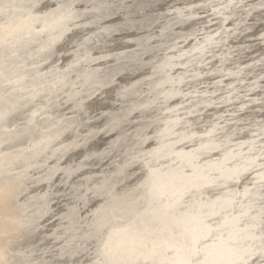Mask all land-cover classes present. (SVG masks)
<instances>
[{
	"label": "snow or ice",
	"instance_id": "6c2138e0",
	"mask_svg": "<svg viewBox=\"0 0 264 264\" xmlns=\"http://www.w3.org/2000/svg\"><path fill=\"white\" fill-rule=\"evenodd\" d=\"M165 7L176 15L164 14ZM185 11L159 0H55L54 5L0 0V264H264V118L254 123L233 120L237 113L225 112L223 117L236 128L214 119L198 147L173 153L186 158L192 169L178 176L175 191L197 179L202 168L198 161L208 157L205 166L226 181L218 186L228 190L226 204L240 207L229 237L221 234L219 245L200 243L212 231L206 221L226 211L224 204H217L221 197L215 192L210 193L215 200L207 202L201 194L200 202L209 211L198 216H173L168 211L172 205L154 209L150 193L157 186L149 167L147 179L120 194L118 185L132 167L150 165L164 132L185 119L164 120L153 104L168 113L184 109L190 118L200 116L198 108L231 103V91L214 99L219 92L207 90L212 84L184 89L188 79H200V72L208 78L222 72L220 66L204 72L211 61L193 57L194 52H207L211 37H200L190 28L194 35L185 33L183 44L175 38V29L190 19ZM69 40L65 63L57 55H64L60 45ZM189 57L193 59L184 62ZM197 61L200 72L191 69ZM223 79L214 84L221 85ZM165 85L170 87L161 91ZM102 93L115 97L117 107L101 117L93 105L104 106ZM141 96L150 102L136 99ZM177 98L189 106L169 107ZM257 102L264 104V96ZM130 125H135L131 132L126 128ZM199 126V121L186 120L185 132L176 133L180 139L169 147L195 143V133L187 132ZM97 133L110 136L103 147L93 145ZM240 134L248 139H238ZM153 141L156 147L149 146ZM77 152L81 158L72 159ZM238 157L242 162L227 167ZM97 161H119L120 168L111 175L89 172L93 164L100 168ZM124 221L129 228H114L115 222ZM127 231L134 233L129 246L113 247L112 235ZM236 237L259 240L258 255L254 246L234 247Z\"/></svg>",
	"mask_w": 264,
	"mask_h": 264
},
{
	"label": "bare ground",
	"instance_id": "6f19581e",
	"mask_svg": "<svg viewBox=\"0 0 264 264\" xmlns=\"http://www.w3.org/2000/svg\"><path fill=\"white\" fill-rule=\"evenodd\" d=\"M180 0H159L160 3H166L171 4L174 8H180V9H186L185 11V17H196L198 16V11L192 7V5L197 6H206L209 7L208 12H212L210 15L206 16L205 18H202L204 23L212 22V21H218L219 23L215 24L214 26L209 27H203L204 33H202V37H211L212 41L210 45H205L207 47V52H194L193 57H205L207 60L211 61V68H208L207 66L204 67V72H210L213 69H216L217 66H220L222 69V72H216L214 77L208 78L204 77L203 73L200 72V61H197L195 64H191V69L194 72H200V79L193 81L191 79H188V83H186L183 87L187 91H191L192 89H199V85L204 84L205 87L212 84L213 87L208 88L207 90L209 92L211 91H217L219 92V95L214 97L216 100H220V96H227L228 92L231 91L232 95L229 97L231 100V103H225L224 101H221L222 105H225L222 108L209 106L206 109H209L206 113V109L204 107L198 108L197 112L200 113V116L197 117H188L187 112L184 109L177 110L176 113H168L164 111L162 108H160L158 105L153 104V107L156 108L157 113L161 115L162 119L168 120V119H176L179 117H184L185 119L180 120L179 124L170 125V127L173 128L172 132H164L163 136L161 137V140L159 141L160 144V151L157 153L155 157H150L151 160L150 165H145L143 163L136 164L132 167L131 171L129 172L128 176L125 177L122 184H119L118 187L120 188V194L122 195L124 191L127 190L126 186L134 185L135 183H139L142 180L147 179V176L145 174L148 171V168L150 167L153 170H160L161 167L167 166V171L170 172L171 178L174 176H180L178 174L181 170H183L186 166H188L187 159L182 158L180 156L174 155L173 153L177 152H184L188 153L190 147H198L200 143L201 136L203 134V130L205 128V123L208 120H211V116H219L216 121H219L220 123L224 124L229 129L236 128L237 125L235 123H228V118L222 119L223 113L225 112H232L237 113L236 116H233V120H250L251 122L260 121L262 118H264V113H261V108L264 107V104L258 103L261 96H264V88L261 87V85H264V80L262 81L261 77L264 76V63H261L262 59H264V25L260 28L258 27L253 32L246 33L247 30L252 29L254 26L253 24L247 23L249 21V17L256 14V17L253 18L252 21L255 23H258L260 20L264 21V10L259 11V13L256 11L261 7L262 0H184L183 3H178ZM216 2L215 5H213ZM247 6L246 3L247 2ZM55 4V3H54ZM213 5V6H212ZM249 7L247 10H245L246 7ZM213 7L216 9V11H213ZM170 8L165 7L163 9V12ZM260 10V9H259ZM242 13V14H241ZM241 14V15H240ZM173 16L176 15V13L172 14ZM240 15V16H239ZM238 17V18H236ZM233 19L232 22L226 23L230 19ZM188 20V19H187ZM201 20V19H199ZM196 22H191V25L186 28H182V34L175 35L176 39L182 38V36L187 33L190 35H194L190 31V28H194L195 24L197 23L198 19L195 20ZM204 25V24H202ZM211 31L210 29H213ZM198 31V29H196ZM246 30V31H245ZM245 32V33H244ZM244 33V34H242ZM218 34V35H217ZM246 38H253V40H250L249 43L246 42ZM199 42L201 44L204 43L203 39H200V37H197ZM231 39H236V42H232ZM71 41L69 40V45ZM195 43V41H194ZM175 47V45H172ZM191 45H189L190 47ZM67 50V49H66ZM71 49L68 48L66 51L68 54L70 53ZM193 57L187 58L184 62H190ZM70 56L67 58L69 59ZM67 62V60H66ZM182 71V70H181ZM224 77L223 82L221 85H215L214 80H220L221 77ZM159 83V81H157ZM232 84L234 85V88L228 89V85ZM189 85H191V88H189ZM170 87V85H165L161 88V91H166L167 88ZM202 90V89H201ZM144 91L147 92L148 88L145 87ZM103 94V93H102ZM136 99L142 100L145 103H149L150 99L146 96L136 97ZM189 100H193L196 102L197 98L195 96H189ZM188 104L187 100H184L183 98H177L174 101L169 102V107L175 108L178 104ZM241 105H246V108H242ZM94 107V105H93ZM117 107L116 104V98L113 97L112 99H108L107 97L104 98V106L101 107L102 113L100 114L103 116L104 112L111 111ZM187 107V106H186ZM232 107L231 110L229 108ZM184 110V113L181 115L180 111ZM209 113L212 115L208 116ZM202 117V119H201ZM196 120L199 121L200 126L198 129L196 128V131H189L187 132V135H192L195 133V143H193L191 140H188L185 142V144H176L174 148L169 147L173 142L180 139L179 136L176 135V133H184L185 127H186V120ZM221 120H225L222 121ZM96 123H100V121H96ZM135 127V125L126 126L127 130L131 132L132 128ZM239 127L241 128H247L249 125L247 124H240ZM165 128V125L161 123L159 125V130H163ZM106 136V137H105ZM135 133L132 135V139H134ZM110 139V136L102 133H97L93 140L94 147H103V145ZM207 139V138H205ZM248 136H245L244 140H247ZM157 142L153 141L150 143L149 146L156 147ZM187 145V146H186ZM186 150V151H183ZM244 151H247V147L243 149ZM81 158V154L79 152L74 153L72 156V159H79ZM169 158V160H167ZM207 157H205L206 159ZM208 159V158H207ZM167 161H169L167 163ZM176 162L171 167V163ZM241 161V158H237L236 160H232L231 163L227 166L231 167L233 165L239 164ZM96 163L100 164V168L97 169L95 167V164H93L92 168L89 169V172H97L102 171L105 173H108L111 175L112 173L116 172L120 168V162L119 161H106V162H99ZM167 163V164H166ZM169 164V165H168ZM206 166H203V168ZM178 168V169H177ZM141 169H144V172H141ZM175 169V170H174ZM210 171H216L215 169H209ZM178 172V173H177ZM207 172H199L197 173V179L193 181L192 183L194 185L199 186H191L196 187L195 193L199 194H206L210 193L211 189L219 188L218 186L220 184L226 183V181L218 180L217 177L218 174L215 175V177H206ZM156 175V173L154 172ZM254 175V174H253ZM154 177V176H153ZM205 178V182H200L202 178ZM154 179V180H153ZM152 180L155 182V185L157 186L154 192H151L150 195L152 196L151 201V207L157 210H164V205H161L160 198H157V190H159V187L163 185L162 180L159 181V179L152 178ZM186 185L188 182H185ZM228 184H231L232 182L228 181ZM37 191L39 188L36 189ZM208 191V192H207ZM214 190H211L213 192ZM143 195V193H140ZM196 194H189V199L192 200V198ZM209 196V194H208ZM221 197L220 201L217 202V204H224L225 207L226 204V198L229 196L227 194H221L219 195ZM244 197H240L239 199H243ZM211 200H215V198H212ZM208 201V200H207ZM205 201V202H207ZM192 201H187V203H184L182 201L178 202V206L182 205L185 207L184 210L191 209L194 210L193 212L187 211V212H181L177 211L174 212L176 208V204H170L172 205L171 208H173V211H171V208L168 209L171 215L176 217L183 218L184 216H198L201 212H207L209 209L207 207H203L201 202L197 203L196 205L191 203ZM244 203H247V198H244ZM184 204V205H183ZM186 204V205H185ZM223 215H226V213H222L221 217H218V219L215 220V224L213 225L211 218L208 219L206 222L211 226L212 231L210 233H207L205 238L201 240V246L207 245L209 246L210 243L218 237V235L210 236L213 231H217L218 228L217 225L222 221L224 223V227H228L229 225L234 224L233 219H230L228 222L226 217H223ZM217 221H219L217 223ZM212 224V225H211ZM114 228L119 229H127L129 228V223L127 221L124 222H115ZM223 228V227H221ZM111 232L112 229H109ZM223 232V231H222ZM221 233V231L219 232ZM134 233L131 231L127 232H118L116 234L112 235L111 238V244L113 247H127L129 246ZM243 235V234H242ZM257 236L260 235V233H256ZM210 236V237H209ZM42 238V236H41ZM107 238V236H106ZM206 241V242H205ZM259 240H241L239 237H236L233 246L234 247H256L257 253L259 249ZM212 248V247H211Z\"/></svg>",
	"mask_w": 264,
	"mask_h": 264
},
{
	"label": "water",
	"instance_id": "95a60500",
	"mask_svg": "<svg viewBox=\"0 0 264 264\" xmlns=\"http://www.w3.org/2000/svg\"><path fill=\"white\" fill-rule=\"evenodd\" d=\"M224 1V0H223ZM250 1V0H249ZM45 2L46 3H48L49 5H54V3H55V0H45ZM184 2V0H180L178 3H183ZM216 2H218V1H215V3L213 4V5H215L216 4ZM246 3V6H247V3H248V1L247 2H245ZM249 4V3H248ZM171 5V4H170ZM212 5V6H213ZM245 6V7H246ZM250 7V6H249ZM249 7H246L245 8V10H247ZM194 9L195 10H197L198 11V16H196V17H192V18H190V19H188L187 20V22L185 23V24H182V25H180V26H178L176 29H175V33H176V35H179V34H182L183 32H182V28H186V27H189L190 25H191V22L193 21V22H196L195 20L196 19H198V21H197V23L195 24V27H196V29H198V31H199V33H200V37H202V33H204V31H203V27H205V25H207V27H209V26H214L215 24H217V23H219L218 21H212V22H207V23H204L203 22V20H202V18H205L206 16H208V15H210L212 12H208V11H206V10H208L209 9V7H207L206 8V6H199V7H194ZM260 9V10H259ZM259 9H257L256 11L259 13V11H261V10H264V8H259ZM164 14H166V15H172L174 12H172L171 10H168V9H166L164 12H163ZM242 14V13H241ZM240 14V15H241ZM239 15V16H240ZM236 18H238V17H236ZM253 18H258V17H256V14H254V15H252V16H250L249 17V21H247V23H249V24H253L254 26L252 27V29H250V30H245L246 31V33H249V32H253L254 30H256L258 27L260 28L261 26H263L264 25V21H262V20H260L258 23H255L254 21H252L253 20ZM199 19H201V20H199ZM232 18L229 20V21H227L226 23L228 24V23H230V22H232ZM202 24H204V25H202ZM211 31H213L214 30V28L213 29H210ZM245 33V32H244ZM244 33H242V34H244ZM177 40H179L180 41V43L181 44H183L184 43V41H183V39L182 38H180V39H177ZM250 40H253V38H246V42L247 43H249V41ZM231 41L232 42H236L237 40L236 39H231ZM68 42L69 41H67V42H62L61 43V45H60V51L61 52H63L64 53V55L63 56H61V55H59V53H58V55H57V59L59 60V61H62V62H65L66 63V60H67V58L69 57V54L66 52L67 50H68V48H70L69 47V45H67L68 44ZM194 42V41H193ZM67 49V50H66ZM263 81V80H262ZM201 85H204V84H201ZM201 85H199L198 87H199V89H201ZM205 86V85H204ZM101 96L102 97H104V94H101ZM105 98V97H104ZM188 107L189 105L188 104H185V107ZM225 105H222L221 107H219V108H222V107H224ZM94 110L95 111H97V112H99L100 114L102 113V109H101V107H98L97 105H94ZM232 109V107H230L229 108V110H231ZM177 110H179V109H177ZM209 109H206V111L204 112V113H206L207 111H208ZM184 113V110H181L180 111V114L182 115ZM210 115H212L211 113H209V115L208 116H210ZM102 117V116H101ZM219 116H211V120H208L206 123H205V127H207L208 125H209V123H211V122H213L214 121V119L215 120H217V118H218ZM227 117H223L222 119H226ZM222 121H225V120H221V122ZM198 129V128H197ZM192 131H196V128H193L192 129ZM196 134L198 133V132H195ZM106 137V136H105ZM238 139H245V136L243 135V134H240L238 137H237ZM232 147H235L236 145H235V143L233 142L232 143V145H231ZM183 151H186V150H183ZM208 158V157H207ZM206 158V159H207ZM167 160H169V158L167 159ZM204 161H205V157L204 158H202L200 161H198V163L202 166V168L201 169H199V170H197V173H199V172H207L206 173V177H215V175L216 174H218V172L217 171H210V172H208L209 171V169L210 168H207V167H204L203 168V166H205V164H204ZM169 161H167V163H168ZM166 163V164H167ZM176 162H172L171 163V167L173 166V164H175ZM169 165V164H168ZM229 165V164H228ZM227 167H229V166H227ZM178 169V168H177ZM175 170V169H174ZM185 171H192V169L189 167V166H186L183 170H181L179 173H181V174H178V175H183V173L185 172ZM154 172L156 173V175L155 174H153V176H152V178H155V179H159V181H161L162 180V182H163V185L161 186V187H159V190H157V194H160V195H158L157 196V198H160V204L161 205H170V204H176L175 206H176V208L177 209H175V211L174 212H177V211H181V212H187V211H191V212H193L194 210H191V209H187L186 208V210H184L185 209V207H183L182 205H180V206H178V202H180V201H182V202H184V203H187V201H192L191 203L192 204H194V205H196L197 203H199L200 201H201V194H199V193H195V188L196 187H194V186H191V188H189V186L190 185H194L192 182H188L187 183V185H186V188H184V189H182L181 191H179V192H177V191H175V189H174V185H176L177 187H179V185L177 184V179H178V176H174L173 178H171V174H170V172L169 171H167V166H164V167H161V169L160 170H158V169H156V170H154ZM178 173V172H177ZM145 176H147V173L145 174ZM154 180V179H153ZM200 182H205V178L203 177L201 180H200ZM230 185V187H232V188H235L236 186H235V184L234 183H231V184H229ZM211 190H214L213 192H215L216 193V195H221V194H227V195H229V193H228V190L227 189H220V188H216V189H211ZM211 190H210V193H212L211 192ZM243 189L242 188H240L239 189V191H242ZM208 192V191H207ZM210 193L208 192V193H206V194H203V200L204 201H209V200H211L212 198H215V196H211L210 195ZM189 194H196L193 198H192V200L190 199V200H188L189 199ZM208 194H209V196H208ZM240 197H238L237 199H239ZM240 200H243V202H244V198L243 199H240ZM184 205V204H183ZM186 205V204H185ZM164 208V207H163ZM171 211H173V208H171ZM241 211V209H240V207L237 205L235 208H233V207H231V206H229V205H227L226 206V211L225 212H222V213H226V215H223V217H226L225 219H227V221L229 222L230 221V219H232V217L233 216H238L239 215V212ZM187 213H189V212H187ZM221 213V214H222ZM221 214L219 215V216H215V217H213V218H211L210 220H212V224L214 225L216 222H215V220L214 219H218V217H221ZM219 221H217V223H218ZM222 222V221H221ZM220 222V223H221ZM211 224V225H212ZM233 225V224H232ZM232 225H229L228 227H223V228H220V229H218L217 231H213V233L210 235V236H214V235H218V237H216V239H214V241L212 242V243H210L209 244V246L208 247H214V246H217V245H219V237L221 236V234H223V236L225 237V238H228L229 237V233H230V231H231V228H232ZM221 231V233H219ZM223 231V232H222ZM259 231L257 230L256 231V233H258ZM209 236V237H210ZM206 242V241H205ZM257 255H258V253H257Z\"/></svg>",
	"mask_w": 264,
	"mask_h": 264
}]
</instances>
